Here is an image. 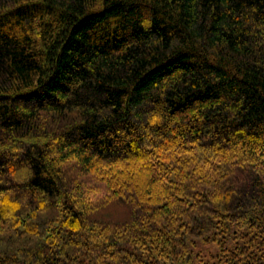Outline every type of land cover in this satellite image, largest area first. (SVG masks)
<instances>
[{
    "label": "trees",
    "instance_id": "16d2710c",
    "mask_svg": "<svg viewBox=\"0 0 264 264\" xmlns=\"http://www.w3.org/2000/svg\"><path fill=\"white\" fill-rule=\"evenodd\" d=\"M232 228L224 264H264V0H0V264Z\"/></svg>",
    "mask_w": 264,
    "mask_h": 264
},
{
    "label": "rangeland",
    "instance_id": "374dc122",
    "mask_svg": "<svg viewBox=\"0 0 264 264\" xmlns=\"http://www.w3.org/2000/svg\"><path fill=\"white\" fill-rule=\"evenodd\" d=\"M237 230L236 228H232L226 235L218 233L216 239L208 243L196 240V244L190 248V255L192 256L191 264H201L207 260L224 264L222 250L226 248L224 253H228L236 243L242 245L245 241V238L241 237L240 232Z\"/></svg>",
    "mask_w": 264,
    "mask_h": 264
},
{
    "label": "bare ground",
    "instance_id": "6f19581e",
    "mask_svg": "<svg viewBox=\"0 0 264 264\" xmlns=\"http://www.w3.org/2000/svg\"><path fill=\"white\" fill-rule=\"evenodd\" d=\"M246 216V215H245ZM228 225V224H227ZM191 238V237H190Z\"/></svg>",
    "mask_w": 264,
    "mask_h": 264
}]
</instances>
